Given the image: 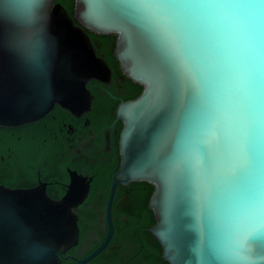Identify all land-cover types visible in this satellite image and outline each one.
<instances>
[{"label": "water", "instance_id": "95a60500", "mask_svg": "<svg viewBox=\"0 0 264 264\" xmlns=\"http://www.w3.org/2000/svg\"><path fill=\"white\" fill-rule=\"evenodd\" d=\"M185 0H0V124L44 116L55 104L89 108L90 79L109 68L87 31L116 36L123 73L142 86L118 105L122 121L117 184L153 186L151 232L169 264H264V133L257 137L219 110L185 62L196 40ZM76 21V22H75ZM71 174L57 200L43 188L0 189V264H57L76 242L73 208L87 193Z\"/></svg>", "mask_w": 264, "mask_h": 264}, {"label": "flooded vegetation", "instance_id": "af4514ba", "mask_svg": "<svg viewBox=\"0 0 264 264\" xmlns=\"http://www.w3.org/2000/svg\"><path fill=\"white\" fill-rule=\"evenodd\" d=\"M87 33L109 68L108 79L86 83L90 104L85 111L74 114L55 104L38 119L0 124V189L38 187L57 200L71 174L84 178L87 193L73 208L76 242L57 252V264H169L151 232L152 185L117 184L108 209L112 177L120 164L122 121L116 110L134 99L137 87L115 56L116 36Z\"/></svg>", "mask_w": 264, "mask_h": 264}, {"label": "clouds", "instance_id": "9594fccd", "mask_svg": "<svg viewBox=\"0 0 264 264\" xmlns=\"http://www.w3.org/2000/svg\"><path fill=\"white\" fill-rule=\"evenodd\" d=\"M196 40L185 58L219 110L257 137L264 133V0H185ZM255 208L264 213V178Z\"/></svg>", "mask_w": 264, "mask_h": 264}, {"label": "trees", "instance_id": "16d2710c", "mask_svg": "<svg viewBox=\"0 0 264 264\" xmlns=\"http://www.w3.org/2000/svg\"><path fill=\"white\" fill-rule=\"evenodd\" d=\"M55 1L62 4V6L67 10V12L73 17L74 0H55ZM89 34L91 33L89 32ZM134 85L137 87V92L133 94V98H136L140 94L142 86L139 85L138 83H134ZM141 184H147L150 188L152 187L151 184H149L146 181L141 182Z\"/></svg>", "mask_w": 264, "mask_h": 264}]
</instances>
